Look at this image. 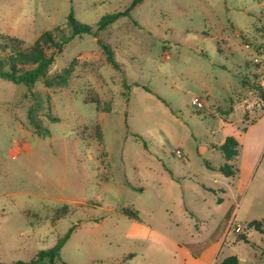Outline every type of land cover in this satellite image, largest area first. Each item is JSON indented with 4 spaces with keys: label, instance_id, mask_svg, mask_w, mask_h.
I'll list each match as a JSON object with an SVG mask.
<instances>
[{
    "label": "rangeland",
    "instance_id": "374dc122",
    "mask_svg": "<svg viewBox=\"0 0 264 264\" xmlns=\"http://www.w3.org/2000/svg\"><path fill=\"white\" fill-rule=\"evenodd\" d=\"M133 1L0 0V37L29 47L67 29L71 12L97 31ZM263 28L264 0H143L99 34L121 71L86 34L50 68L73 63L67 87L38 82L25 97L0 78V264L32 260L72 227L58 264H180L174 241L218 228L220 260L264 264V236L248 226L264 220V101L242 85L264 71ZM228 138L239 143L230 177L220 171Z\"/></svg>",
    "mask_w": 264,
    "mask_h": 264
},
{
    "label": "trees",
    "instance_id": "16d2710c",
    "mask_svg": "<svg viewBox=\"0 0 264 264\" xmlns=\"http://www.w3.org/2000/svg\"><path fill=\"white\" fill-rule=\"evenodd\" d=\"M143 0H134L131 6L125 11L104 16L98 23L97 31L93 27L79 22L73 12L68 17L67 29L57 27L44 32L36 42L26 47L24 41L9 36L0 37V78L18 85H24L28 94L25 97L35 95V87L38 82H42L46 89L65 88L68 86L73 73V63L70 67L64 69L61 73L54 76L50 75V68L55 62V57L63 52L64 47L74 38L83 35H92L98 38V44L102 49L108 64L112 65L116 70L121 71V65L115 59V52L112 47L99 39V34L106 28L116 23L121 17L127 16L130 12ZM264 35V28H263ZM264 71L253 75H245L242 78V85L245 88L254 89L260 100L264 101ZM124 88L129 86L124 84ZM148 90V89H147ZM128 96V95H127ZM128 101V100H127ZM36 110L31 108L29 111V119L41 136L49 134L48 130L43 129L36 120ZM52 121L57 122L58 119L51 117ZM139 140V137H137ZM239 143L234 138H228L223 145L219 147L227 161L224 167L220 168L226 176L230 177L237 173L234 167L229 164L239 156ZM222 199H218L221 203ZM124 215L131 219L139 220V214L130 209L123 210ZM250 228L258 231L264 236V220H254L248 225ZM74 228L58 240L57 244L47 250H41L36 253L34 258L28 262L18 261L11 264H58L61 260V252L64 245L70 239ZM239 239L249 242L245 235H240ZM65 264V263H63ZM223 264H238L236 257L226 259Z\"/></svg>",
    "mask_w": 264,
    "mask_h": 264
},
{
    "label": "crops",
    "instance_id": "0c3cea01",
    "mask_svg": "<svg viewBox=\"0 0 264 264\" xmlns=\"http://www.w3.org/2000/svg\"><path fill=\"white\" fill-rule=\"evenodd\" d=\"M219 198L222 199V202L218 203L217 200L216 206L220 209L228 210L230 215L233 207L230 209L229 206L226 205L224 198ZM221 234L222 236H220ZM225 235V232H219L218 228L214 237L207 239H199V237L187 243L174 241L172 249L174 254L180 259V264H223V262L230 257H236L238 259V264H241L243 260L234 255L220 260L227 240ZM132 256L133 255H130L131 258Z\"/></svg>",
    "mask_w": 264,
    "mask_h": 264
},
{
    "label": "built area",
    "instance_id": "2783aa9c",
    "mask_svg": "<svg viewBox=\"0 0 264 264\" xmlns=\"http://www.w3.org/2000/svg\"><path fill=\"white\" fill-rule=\"evenodd\" d=\"M193 104L195 105V106H197L198 108H200V109H202L203 108V104H202V102H201V99L200 98H194V100H193ZM181 154V152H178V155H180ZM240 230V229H239ZM239 230H237L238 232H239Z\"/></svg>",
    "mask_w": 264,
    "mask_h": 264
}]
</instances>
